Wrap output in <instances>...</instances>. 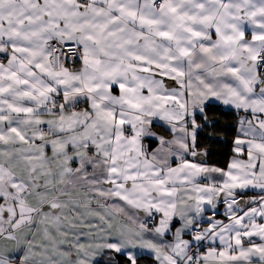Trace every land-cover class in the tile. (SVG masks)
Listing matches in <instances>:
<instances>
[{
    "label": "snow or ice",
    "instance_id": "snow-or-ice-1",
    "mask_svg": "<svg viewBox=\"0 0 264 264\" xmlns=\"http://www.w3.org/2000/svg\"><path fill=\"white\" fill-rule=\"evenodd\" d=\"M117 255L264 264V0H0V264Z\"/></svg>",
    "mask_w": 264,
    "mask_h": 264
},
{
    "label": "trees",
    "instance_id": "trees-1",
    "mask_svg": "<svg viewBox=\"0 0 264 264\" xmlns=\"http://www.w3.org/2000/svg\"><path fill=\"white\" fill-rule=\"evenodd\" d=\"M210 118L215 121L214 134L209 137V130L201 131L198 144L202 149H207L208 155L204 158L207 164L223 168L232 155L231 141L235 134L233 125L236 118L232 111L219 110L213 111Z\"/></svg>",
    "mask_w": 264,
    "mask_h": 264
},
{
    "label": "crops",
    "instance_id": "crops-1",
    "mask_svg": "<svg viewBox=\"0 0 264 264\" xmlns=\"http://www.w3.org/2000/svg\"><path fill=\"white\" fill-rule=\"evenodd\" d=\"M154 130L159 131L158 129H154ZM231 142H232V141H231ZM153 146H154V145H153ZM233 156H234V154L232 153V155L230 156V159H231ZM245 158H246V157H245ZM230 159H229V160H230ZM117 260H118L119 264H123V258L119 257L118 255H117ZM141 264H152V262H151V261H147V260H145V261H142Z\"/></svg>",
    "mask_w": 264,
    "mask_h": 264
}]
</instances>
